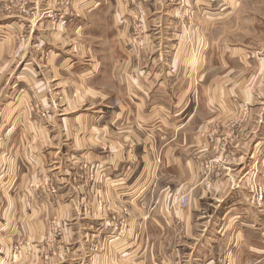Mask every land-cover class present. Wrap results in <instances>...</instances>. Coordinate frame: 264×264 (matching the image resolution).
<instances>
[{"label": "crops", "instance_id": "0c3cea01", "mask_svg": "<svg viewBox=\"0 0 264 264\" xmlns=\"http://www.w3.org/2000/svg\"><path fill=\"white\" fill-rule=\"evenodd\" d=\"M234 7L0 0V264H264V0Z\"/></svg>", "mask_w": 264, "mask_h": 264}, {"label": "built area", "instance_id": "2783aa9c", "mask_svg": "<svg viewBox=\"0 0 264 264\" xmlns=\"http://www.w3.org/2000/svg\"><path fill=\"white\" fill-rule=\"evenodd\" d=\"M41 116H45L44 112L40 113ZM214 161L209 160L207 162L202 163L201 165V169H202V174H204V176L211 171V168L213 167ZM48 184V183H46ZM49 192H54L51 187L50 189H47ZM254 191V196L256 201L258 202H264V187L262 185L256 184L253 188ZM189 203V198L188 195L186 193L182 194L179 198H178V205L180 207H186ZM22 244L21 243H16L14 244L13 248H12V254L14 255H19L22 252Z\"/></svg>", "mask_w": 264, "mask_h": 264}, {"label": "rangeland", "instance_id": "374dc122", "mask_svg": "<svg viewBox=\"0 0 264 264\" xmlns=\"http://www.w3.org/2000/svg\"><path fill=\"white\" fill-rule=\"evenodd\" d=\"M235 1L236 0H229V8H230V10H233V8H235L234 7V3H235ZM260 182L261 183H258V182H256V184H260V185H262L263 187H264V179H261L260 180ZM252 183V182H251ZM37 184V186L38 187H40L41 186V184L39 183V182H37L36 183ZM251 185V184H250ZM254 186H255V184H253V188H254ZM42 187L44 188V184L42 185ZM48 189H50V187H51V189L53 188L52 186H50L49 185V183H48ZM247 187V186H246ZM55 188V187H54ZM56 189V188H55ZM53 190V189H52ZM243 191L246 193L247 192V190H244L243 189ZM47 193H50V192H48L47 191ZM52 193H56V191L54 190V192H52ZM244 194V193H243ZM261 204H263L264 205V203H262L261 202ZM50 226H51V228H50V231L52 232V234H53V238H54V240L55 239H57V238H59L60 237V234H61V228H60V225H59V223H58V221L57 220H53V222L50 224ZM17 242H28L26 239H24V238H20L19 240H17Z\"/></svg>", "mask_w": 264, "mask_h": 264}]
</instances>
